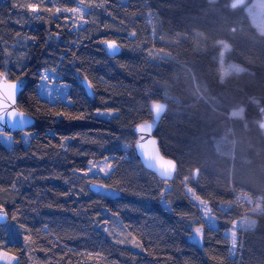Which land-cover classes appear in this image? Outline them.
<instances>
[{
  "label": "trees",
  "instance_id": "obj_1",
  "mask_svg": "<svg viewBox=\"0 0 264 264\" xmlns=\"http://www.w3.org/2000/svg\"><path fill=\"white\" fill-rule=\"evenodd\" d=\"M232 1L0 0V76L22 85L16 106L34 121L27 145L22 133L0 143V251L16 264H264V34ZM79 5L77 29L54 16ZM220 61L239 72L221 78ZM44 71L67 85V102L39 95ZM160 102L154 137L175 163L169 181L132 149ZM100 161L107 175H90ZM246 218L255 223L237 229L232 253L225 232ZM194 221L201 246L188 240ZM118 228L138 249L116 241Z\"/></svg>",
  "mask_w": 264,
  "mask_h": 264
},
{
  "label": "rangeland",
  "instance_id": "obj_2",
  "mask_svg": "<svg viewBox=\"0 0 264 264\" xmlns=\"http://www.w3.org/2000/svg\"><path fill=\"white\" fill-rule=\"evenodd\" d=\"M49 1V0H45ZM243 6V12L245 13V16L249 19L251 24L256 27L257 31L260 34H264V0H253L250 3H245V1L242 3ZM30 11L33 12V14H36L37 7H30ZM87 9L79 5L77 9L73 10H60L55 9L54 16L57 17L59 14H65L68 16L67 19H65L66 22L72 23L73 28L77 29L80 25L83 24V16L86 14ZM222 51H225L224 45L222 48ZM239 72L238 68H234L232 65H223L222 61H220V72L219 75L221 78L228 77L231 73ZM7 77L5 74L0 76L1 77ZM53 73L51 71H44L42 73L41 80L37 86L38 93L41 97L47 99L50 102H55L57 100L67 102L66 99V90L67 85L65 84H56L54 83ZM31 132L24 131L21 134L23 144L27 145L29 142V135ZM0 143L5 146L6 148H10L12 146V135L0 133ZM110 168L109 166L104 162H96V163H90L89 164V174L90 175H107ZM94 184V183H92ZM99 191L101 193L113 195L115 192L107 189H102L101 186H99ZM187 194L190 196L189 199H191L192 203H194L198 209L200 218L204 220L208 226L214 228L215 227V221L212 219L213 217L210 215L209 210L207 209V205L197 198L191 190L187 188ZM255 210H259V206H255ZM253 221V219L246 218L242 221L235 222L232 225V228L227 230L225 234L229 237L230 240V246H231V252L233 253L235 248L232 247V233L235 230V235L237 237V229L243 228L246 229V227H249V222ZM253 225V224H252ZM235 226V228H234ZM202 226L196 225L195 221L192 222L191 226V232L188 235V240L198 246L202 245ZM116 241L119 244L122 245H129L131 247H136L138 249L137 244L134 241H131L127 238V235L124 233V231L121 228H118L115 233ZM16 257L13 256L10 253H7L5 251H0V264H16Z\"/></svg>",
  "mask_w": 264,
  "mask_h": 264
},
{
  "label": "water",
  "instance_id": "obj_3",
  "mask_svg": "<svg viewBox=\"0 0 264 264\" xmlns=\"http://www.w3.org/2000/svg\"><path fill=\"white\" fill-rule=\"evenodd\" d=\"M245 0H233L230 4L231 8L233 4L241 5ZM236 6V7H237ZM111 43L114 45V49H110L108 44ZM106 54L109 57H116L121 52L120 47L114 41H108L104 45ZM82 86L87 93V96L91 97L92 92L88 83L82 81ZM22 89V85L16 81H10L6 77H1L0 79V133L13 134V133H22L31 129L33 126V119L20 111L17 106V97ZM160 104H164L160 102ZM166 110V105H165ZM165 110L156 117L152 108V122L145 124H140L134 129V133L138 138L136 144L134 145L133 152L135 159H137L144 169L151 171L159 180L169 181L171 180L176 173V166L174 161L169 158H164L161 154L158 146V140L154 137V130L156 124L160 122L165 113ZM260 115V124L259 127L264 130V105H262L259 110ZM143 129V130H141ZM171 161L174 165V168L171 170L169 176L165 177L161 174L164 169L169 168L167 162ZM196 174V172H195ZM89 188L94 192H98L99 188L95 185H90ZM8 219L6 211L0 207V225L4 224Z\"/></svg>",
  "mask_w": 264,
  "mask_h": 264
},
{
  "label": "snow or ice",
  "instance_id": "obj_4",
  "mask_svg": "<svg viewBox=\"0 0 264 264\" xmlns=\"http://www.w3.org/2000/svg\"><path fill=\"white\" fill-rule=\"evenodd\" d=\"M236 6H237L236 3H234V4H233V7H236ZM73 11H74V9H73ZM108 47H109L110 49L115 50V49H114V45L111 44V43L108 44ZM224 49L227 50V45H224ZM152 110H153L155 116H156V117H159V115L165 110V105H164V104H160V103H154V104L152 105ZM241 114H242V110H239V111H233V112L231 113V115L234 116V117H235V116H240ZM262 126H264V125H262ZM141 130H143V129H141ZM167 163H168V165H169V168L164 169V170L161 172V174H162L163 176H165V177L169 176L170 173H171V170L174 168V165L172 164L171 161H169V162H167ZM254 223H255V221H251V222H249V225L254 224ZM234 228H235V226H234ZM232 247H233V249L236 247V235H235V230H234L233 233H232Z\"/></svg>",
  "mask_w": 264,
  "mask_h": 264
},
{
  "label": "bare ground",
  "instance_id": "obj_5",
  "mask_svg": "<svg viewBox=\"0 0 264 264\" xmlns=\"http://www.w3.org/2000/svg\"><path fill=\"white\" fill-rule=\"evenodd\" d=\"M260 124V123H259Z\"/></svg>",
  "mask_w": 264,
  "mask_h": 264
}]
</instances>
